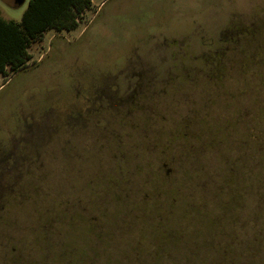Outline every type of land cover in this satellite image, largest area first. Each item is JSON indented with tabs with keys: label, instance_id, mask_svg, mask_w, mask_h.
<instances>
[{
	"label": "rangeland",
	"instance_id": "obj_1",
	"mask_svg": "<svg viewBox=\"0 0 264 264\" xmlns=\"http://www.w3.org/2000/svg\"><path fill=\"white\" fill-rule=\"evenodd\" d=\"M29 53L0 264H264V0H90Z\"/></svg>",
	"mask_w": 264,
	"mask_h": 264
},
{
	"label": "trees",
	"instance_id": "obj_2",
	"mask_svg": "<svg viewBox=\"0 0 264 264\" xmlns=\"http://www.w3.org/2000/svg\"><path fill=\"white\" fill-rule=\"evenodd\" d=\"M89 4L90 0H30L20 23L5 20L0 12V74L6 77L25 69L31 45L51 29H74L77 16Z\"/></svg>",
	"mask_w": 264,
	"mask_h": 264
},
{
	"label": "water",
	"instance_id": "obj_3",
	"mask_svg": "<svg viewBox=\"0 0 264 264\" xmlns=\"http://www.w3.org/2000/svg\"><path fill=\"white\" fill-rule=\"evenodd\" d=\"M24 2H25V0H10V4H11L13 7H19V6H21Z\"/></svg>",
	"mask_w": 264,
	"mask_h": 264
},
{
	"label": "flooded vegetation",
	"instance_id": "obj_4",
	"mask_svg": "<svg viewBox=\"0 0 264 264\" xmlns=\"http://www.w3.org/2000/svg\"><path fill=\"white\" fill-rule=\"evenodd\" d=\"M10 155H11V154H10ZM0 157H1V158H6L7 155H6V154H1Z\"/></svg>",
	"mask_w": 264,
	"mask_h": 264
}]
</instances>
